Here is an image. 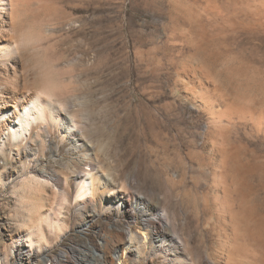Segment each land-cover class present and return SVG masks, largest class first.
<instances>
[{"label":"bare ground","instance_id":"1","mask_svg":"<svg viewBox=\"0 0 264 264\" xmlns=\"http://www.w3.org/2000/svg\"><path fill=\"white\" fill-rule=\"evenodd\" d=\"M169 2L159 17L177 54L170 84L201 132L182 172L147 183L128 114L114 121L102 88L96 105L71 92L57 99L46 33L77 31V21L60 20L54 0H0V196L12 186L29 220L5 259L69 262L53 249L78 230L81 264H264V67L228 40L264 33V0ZM115 131L120 170L108 184L102 139Z\"/></svg>","mask_w":264,"mask_h":264},{"label":"rangeland","instance_id":"2","mask_svg":"<svg viewBox=\"0 0 264 264\" xmlns=\"http://www.w3.org/2000/svg\"><path fill=\"white\" fill-rule=\"evenodd\" d=\"M169 1L54 0L58 15L61 14L60 20H75L80 29L50 31L46 33L48 42L44 43L50 58L52 86L58 90L57 96H61L57 98L59 101L70 97L68 92H71V96L84 97L85 101L90 99L89 102L96 105L102 88L114 121L117 122L126 111L127 144L130 152L134 148L135 164L147 183L157 182L167 173L182 172L185 156L194 150L201 132L198 121L179 109V93L170 84L177 54L165 44L169 23L159 17L169 7ZM152 10L155 15L151 14ZM241 31L237 30L228 39L232 44L228 43L253 59L257 66L264 67V33ZM116 131L112 140L102 139L108 161L104 166L107 176L102 172L100 176L103 175L108 184L110 180L114 181V176L117 179L120 170ZM60 158L69 161L67 155ZM0 163L8 167L6 161L0 159ZM189 177L190 174H186L188 181ZM11 189L0 196V264H22L12 256L5 259L3 253L10 249V237L20 233L29 221L26 206H20L12 195V186ZM46 208L50 209L48 204ZM64 212L62 216L68 214V211ZM74 231L71 232L75 237L73 241L63 237L53 249L52 255L59 254L60 249L69 253V262L63 264H76L85 252L82 240L78 238L80 233ZM198 237L204 240L201 250L211 253L212 236L204 233L202 227Z\"/></svg>","mask_w":264,"mask_h":264}]
</instances>
